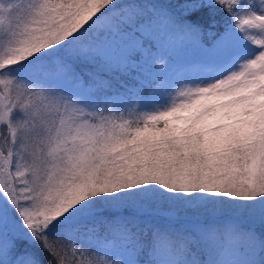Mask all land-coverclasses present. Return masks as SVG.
Segmentation results:
<instances>
[{
  "label": "snow or ice",
  "instance_id": "1",
  "mask_svg": "<svg viewBox=\"0 0 264 264\" xmlns=\"http://www.w3.org/2000/svg\"><path fill=\"white\" fill-rule=\"evenodd\" d=\"M0 264H264V0H0Z\"/></svg>",
  "mask_w": 264,
  "mask_h": 264
}]
</instances>
